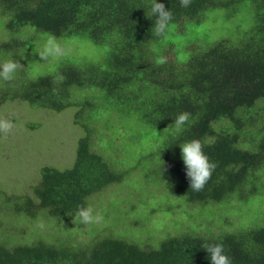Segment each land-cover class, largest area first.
<instances>
[{"label": "trees", "instance_id": "16d2710c", "mask_svg": "<svg viewBox=\"0 0 264 264\" xmlns=\"http://www.w3.org/2000/svg\"><path fill=\"white\" fill-rule=\"evenodd\" d=\"M157 2L173 13L163 38L153 36L150 0H0V60L12 58L23 66L14 81H0V105L21 101L57 113L74 108V123L84 133L73 165L42 166L30 193L0 188V224L70 221L78 205L91 204L134 170L141 171L128 183L141 196L149 192L135 185L137 177L144 174L155 186L159 179L183 207L196 209L190 216L200 223L192 219L189 229L165 233L155 244L121 236L113 222L105 230L90 229L83 241L36 229L15 239L2 229L0 264H211L201 247L205 242L222 243L232 264H264V214L226 229L235 212L224 206L257 201L264 208V0H191L188 7L180 0ZM237 20L233 35L199 36L185 51L177 44L190 29L219 22L227 28ZM47 34L61 44L84 38L105 55L84 63L62 61L35 74L28 63ZM157 55L167 63L157 66ZM54 75L63 82L55 83ZM182 112L191 115L177 133L172 123ZM131 126L137 135L127 129ZM192 139L202 142L217 165L198 192L189 187L179 147ZM142 201L153 208L152 200L142 196ZM218 206L225 209L223 219L214 210ZM213 219H219L216 229Z\"/></svg>", "mask_w": 264, "mask_h": 264}, {"label": "rangeland", "instance_id": "374dc122", "mask_svg": "<svg viewBox=\"0 0 264 264\" xmlns=\"http://www.w3.org/2000/svg\"><path fill=\"white\" fill-rule=\"evenodd\" d=\"M216 14L208 16L212 17ZM221 16L225 22L229 23L227 15L223 14ZM238 23L237 20L234 25L227 28L222 26L220 22L213 28L214 23H212L209 25L210 27L205 25L204 28L197 30L199 32L190 29L185 38L177 44L185 51L192 45L191 41L193 42L199 36L202 37L206 34L212 36L215 34L216 37L233 35L236 32L230 30H236ZM215 30H218L219 33ZM62 46L65 48V55L46 63L41 60L39 55H35L36 59H33L31 64L28 63L30 70L40 75L42 72L52 70L57 63L62 61L84 63L101 60L105 55V50L84 38L69 39ZM74 112V108H67L58 113L43 108H32L28 103L21 101L7 102L0 105V117H9L15 124L12 132L7 137L0 133V188L10 193H30L31 186L36 184L40 178L42 166L47 164L65 169L73 165L78 139L84 134L83 130L74 123ZM31 124H37L38 126L31 128ZM127 129H130L134 135L138 133L136 127L131 126ZM103 135L105 137L107 133ZM96 146L100 147L101 143L98 142ZM140 146L145 148V142H142ZM134 159L138 161L137 157H134ZM149 161L150 158L147 162L149 163ZM139 171L141 170H134L127 175L126 182L112 184L91 199L90 205L104 216V221L101 224L87 227L82 224L77 226L72 223V217L70 221H55L53 224L52 222L44 223L45 227L41 230L36 226L37 221L31 222L27 219L26 221L14 222L13 219H5L0 224V230L11 232L15 239L18 236L22 238L26 234L29 235L36 229L55 237L66 232V235H73L77 240L83 241L89 240L90 229L100 227L105 230L110 222H113L116 223L115 231L119 232L121 236L124 235L130 240L140 239V241L155 244L165 233L175 234L189 229L192 226L191 220L196 221L195 217L191 218L192 216H190L195 214L196 209L192 205L183 207L180 199L171 197L169 190L160 186L161 181L159 179L156 180L159 185L155 186L152 183L153 181H145L144 174L141 175L142 179L140 178V180L137 177L135 185L146 186L149 193L144 196L146 194L144 192L145 194L142 196L147 198L148 201L152 200L153 208H148L147 205L146 207L142 206L144 201H142L140 189L133 188L128 183L129 180L139 175ZM168 197L171 199L169 203ZM113 199L118 201L112 204ZM224 206L227 211L234 210L235 212L229 215L228 219L231 222L225 225L226 229H234L244 221H254L257 218L254 215L264 214V208L257 201L254 204L242 206H234L227 202ZM225 209L218 206L214 210L220 211L222 214L221 210L225 212ZM211 215L212 213L209 212V216ZM223 217L222 214L220 218L223 219ZM217 220L219 221V219ZM217 220L213 219L211 221L214 229H216ZM196 223L199 224L200 222L196 221ZM62 228L68 230L71 228L74 232H67L68 230H62Z\"/></svg>", "mask_w": 264, "mask_h": 264}, {"label": "clouds", "instance_id": "9594fccd", "mask_svg": "<svg viewBox=\"0 0 264 264\" xmlns=\"http://www.w3.org/2000/svg\"><path fill=\"white\" fill-rule=\"evenodd\" d=\"M180 4L181 7H188L191 4V0H180ZM148 15L149 17H155L152 26L153 36L156 38L166 37L173 22L172 11L166 8L163 3H158L157 0H150V12ZM35 53H38L41 60L46 63L65 55V48L55 35L47 34L41 45L36 48ZM154 62L157 66L164 65L167 63V57L157 55ZM21 68L23 66L20 62L12 58L0 60V81H14L17 72ZM53 79L55 83L63 82L62 76L54 75ZM53 91L55 92V89ZM190 115L188 112H182L177 115L172 123V127H174L177 133L181 132L183 127L188 123ZM14 127L15 124L11 118L0 117V133L5 137L12 132ZM179 147L181 149V158L186 169V176L189 179L190 189L197 192L203 190L217 165L204 153V146L199 139L183 141L179 144ZM72 217L73 224L77 226L82 224L84 227L94 224L98 225L104 221V216L90 204L78 205ZM36 226L43 230L45 227L44 221L38 218ZM201 247L208 253L211 264H232L222 243L205 242Z\"/></svg>", "mask_w": 264, "mask_h": 264}]
</instances>
